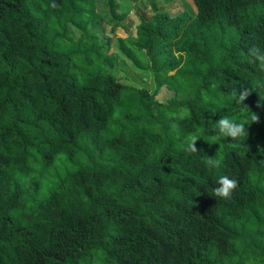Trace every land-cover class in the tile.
<instances>
[{"label":"trees","instance_id":"trees-1","mask_svg":"<svg viewBox=\"0 0 264 264\" xmlns=\"http://www.w3.org/2000/svg\"><path fill=\"white\" fill-rule=\"evenodd\" d=\"M145 1L134 48L119 0L106 20L154 90L118 78L89 29L97 0H0V264H264V73L249 63L264 0ZM221 116L249 136L214 133ZM190 133L200 153L179 150ZM222 175L239 182L229 200L211 195Z\"/></svg>","mask_w":264,"mask_h":264},{"label":"rangeland","instance_id":"rangeland-1","mask_svg":"<svg viewBox=\"0 0 264 264\" xmlns=\"http://www.w3.org/2000/svg\"><path fill=\"white\" fill-rule=\"evenodd\" d=\"M156 3L158 9H165L172 13L186 9L192 13H196V6L193 0H152ZM120 9L119 13L123 14L122 22L125 23L124 32L120 31L117 35L120 37H126L127 45L134 48L133 41L137 38V27L140 24L143 14L147 13L152 15L156 12L152 2L145 0H119ZM97 12L99 14L100 21L97 24L89 26L90 31L98 32L102 42L105 44V51L112 49L117 56L115 66L117 69L118 78L126 83L145 86L154 90L157 82L152 73L145 74L131 58H129L125 52L119 48V37L115 36L112 32L113 24H110L106 18H112V12L109 4V0H97ZM74 35L79 36V31L72 25H70ZM111 39V44H108ZM143 60H147L143 52L137 51ZM170 95V93L168 94ZM39 171L46 175L47 179L44 185L48 183L50 178L55 176L62 177L64 174L63 165L59 164L52 168H39ZM45 192H47V187ZM44 196V194H43Z\"/></svg>","mask_w":264,"mask_h":264},{"label":"clouds","instance_id":"clouds-1","mask_svg":"<svg viewBox=\"0 0 264 264\" xmlns=\"http://www.w3.org/2000/svg\"><path fill=\"white\" fill-rule=\"evenodd\" d=\"M249 56L251 57L249 63L253 64L260 72L264 73V52L257 47H252L249 49ZM250 94L251 90L249 88H244L243 90L238 91V95L235 97L236 103L244 108H249L245 104V101ZM262 105H264V102L260 101L257 106L260 107ZM250 120L251 123H258L260 121V116L254 112L251 115ZM213 132L225 138H230L232 141H238L242 137L249 136V131L246 128L245 123L239 122L235 119H229L226 116H221L216 120L215 125L213 126ZM200 138L201 137L196 134L190 133L185 137L179 150L188 155L200 153L201 150L197 147V141L200 140ZM208 142L213 143V141ZM203 163L206 168L211 170L220 168L223 165V159L219 157L217 152L215 156H208ZM238 184L239 182L236 178L222 175L216 179V187L213 188L211 195L217 200H229L238 188Z\"/></svg>","mask_w":264,"mask_h":264}]
</instances>
